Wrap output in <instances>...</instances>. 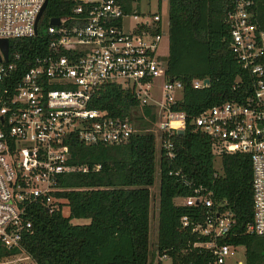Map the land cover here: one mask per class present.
<instances>
[{"label": "built area", "instance_id": "obj_1", "mask_svg": "<svg viewBox=\"0 0 264 264\" xmlns=\"http://www.w3.org/2000/svg\"><path fill=\"white\" fill-rule=\"evenodd\" d=\"M226 1L229 49L248 80L237 85L232 100L204 109L191 125L210 140L218 159H249L252 220L245 233L264 237V30L253 23L255 0ZM49 5L66 14L48 15ZM140 5L126 12L122 0H0V41H7V56L0 45V246L16 251L0 264H35L23 238L40 212L58 210L60 176L86 172L68 164L71 137L112 146L138 133L128 118L91 107L105 85L130 91L138 109L151 110L159 157L162 150L173 157L172 137L186 127V114L177 110L183 85L166 75L168 55L159 53L165 39L168 44L161 8L150 13ZM55 18L58 24L51 23ZM129 19L138 21L133 28L126 26ZM26 40L42 41L29 59L18 45ZM204 81H193L192 88L208 87ZM195 193L177 200L206 209L201 223L181 219L208 238L195 244L209 254L206 264H246L244 247L222 241L234 223L231 213L214 207L209 194Z\"/></svg>", "mask_w": 264, "mask_h": 264}, {"label": "trees", "instance_id": "obj_2", "mask_svg": "<svg viewBox=\"0 0 264 264\" xmlns=\"http://www.w3.org/2000/svg\"><path fill=\"white\" fill-rule=\"evenodd\" d=\"M122 0L126 12L133 3ZM161 3V0H157ZM56 5H60L57 3ZM168 57L166 75L183 85L177 110L186 114L183 135H173V157L156 161L155 115L138 109L128 90L108 84L93 99L92 108L136 123L138 133L125 145H85L76 137L67 144L68 164L86 168L60 176L59 208L49 215L40 212L23 249L35 264H150V188L156 163L159 171L158 233L155 253L172 264H206L208 253L195 247L206 242L183 226L187 217L197 224L206 209L175 204L178 198L209 194L214 207L229 211L234 221L223 243L242 246L246 264H264V237L245 233L252 220L251 164L246 156L222 155L220 172L214 168L210 140L195 131L191 121L204 109L232 100L247 72L229 49L230 27L226 0H167ZM47 14H66L51 8ZM253 23L264 30V0H255ZM41 40L18 43L24 57L37 51ZM28 50V52H27ZM19 77V75H18ZM208 80V87L194 90L192 82ZM139 110V112L135 110ZM133 112L137 115L133 116ZM80 223H75V222ZM16 253L0 246V258Z\"/></svg>", "mask_w": 264, "mask_h": 264}, {"label": "rangeland", "instance_id": "obj_3", "mask_svg": "<svg viewBox=\"0 0 264 264\" xmlns=\"http://www.w3.org/2000/svg\"><path fill=\"white\" fill-rule=\"evenodd\" d=\"M167 0H161V3H158L157 0H149V1H141L140 11H149L150 13L158 12L161 8L162 15V25L165 31H167L168 23H167ZM138 21H134L132 19L126 20V26H130L133 28ZM159 53L163 55L165 58L168 55V44L166 39L161 44ZM133 116L137 114L135 112L132 113ZM155 134V128L151 129ZM159 159V151L156 143V161ZM214 168L217 172H220V162L218 157L214 158ZM159 171H158V162L156 163V173H155V181L154 185L150 188L151 194V209H150V230H149V243H150V264H171L168 259H159V257L155 253L156 243H157V233H158V209H159ZM180 200H175V204L181 205ZM80 223V221L75 222ZM20 258L23 255L19 256ZM15 261V260H14ZM19 264V262H18Z\"/></svg>", "mask_w": 264, "mask_h": 264}, {"label": "water", "instance_id": "obj_4", "mask_svg": "<svg viewBox=\"0 0 264 264\" xmlns=\"http://www.w3.org/2000/svg\"><path fill=\"white\" fill-rule=\"evenodd\" d=\"M44 7H45V5H44ZM39 16H40V15H39ZM39 16H38V17H39ZM51 23H53V24H58V23H59V20H58L57 18H55V19H51ZM0 45L2 46V49H3L4 55L7 56V41H5V40L0 41ZM204 82H205V84H208V83H209L208 80H205ZM183 134H184L183 131H178V132H177V135H183Z\"/></svg>", "mask_w": 264, "mask_h": 264}]
</instances>
